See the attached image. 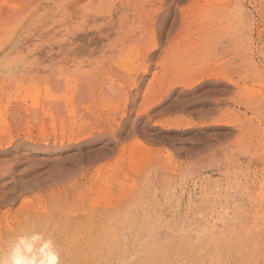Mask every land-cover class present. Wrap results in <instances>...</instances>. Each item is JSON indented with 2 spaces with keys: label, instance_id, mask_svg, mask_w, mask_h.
<instances>
[{
  "label": "rangeland",
  "instance_id": "obj_1",
  "mask_svg": "<svg viewBox=\"0 0 264 264\" xmlns=\"http://www.w3.org/2000/svg\"><path fill=\"white\" fill-rule=\"evenodd\" d=\"M13 246L264 264V0H0V255Z\"/></svg>",
  "mask_w": 264,
  "mask_h": 264
},
{
  "label": "clouds",
  "instance_id": "obj_2",
  "mask_svg": "<svg viewBox=\"0 0 264 264\" xmlns=\"http://www.w3.org/2000/svg\"><path fill=\"white\" fill-rule=\"evenodd\" d=\"M0 264H33V262L23 259L18 248L13 246L7 254L0 255Z\"/></svg>",
  "mask_w": 264,
  "mask_h": 264
},
{
  "label": "bare ground",
  "instance_id": "obj_3",
  "mask_svg": "<svg viewBox=\"0 0 264 264\" xmlns=\"http://www.w3.org/2000/svg\"><path fill=\"white\" fill-rule=\"evenodd\" d=\"M219 250V249H218ZM220 250H222V249H220ZM223 251H225V250H223ZM227 251V250H226ZM225 251V252H226ZM217 252V251H216ZM218 253L219 254H221V253H224V252H222V251H218ZM209 254H211L212 255V252L211 251H206L205 253H203V255H204V258H202L204 261H209V260H207V256L209 255ZM225 255H226V253H224ZM228 255V254H227ZM231 255V254H230ZM222 256V255H221ZM218 257V256H217ZM223 257V256H222ZM221 257V258H222ZM26 260H30V261H32L33 262V264H57V257L56 256H51V258H50V261H48V260H46V261H42V260H40V259H36L35 257H31V258H29V259H26ZM218 260H220V261H223L222 259H220V257H218V259H217V264H219L218 263ZM210 262H212V260L210 261ZM209 262V263H210ZM128 263V262H127ZM156 263V262H155Z\"/></svg>",
  "mask_w": 264,
  "mask_h": 264
},
{
  "label": "water",
  "instance_id": "obj_4",
  "mask_svg": "<svg viewBox=\"0 0 264 264\" xmlns=\"http://www.w3.org/2000/svg\"><path fill=\"white\" fill-rule=\"evenodd\" d=\"M197 92H198V91H197ZM194 94H195V92L192 93V95H194ZM160 133H162L163 135H166V136H168V137L175 138L176 140H178L181 136H183V135L178 134V133H176V135H173V134H171V133H167V132H160ZM91 145H92V144L87 145L86 148H90V147H92Z\"/></svg>",
  "mask_w": 264,
  "mask_h": 264
}]
</instances>
